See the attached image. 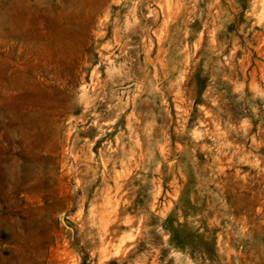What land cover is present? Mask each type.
Returning <instances> with one entry per match:
<instances>
[{
  "label": "rangeland",
  "instance_id": "374dc122",
  "mask_svg": "<svg viewBox=\"0 0 264 264\" xmlns=\"http://www.w3.org/2000/svg\"><path fill=\"white\" fill-rule=\"evenodd\" d=\"M0 264H264V0H0Z\"/></svg>",
  "mask_w": 264,
  "mask_h": 264
}]
</instances>
